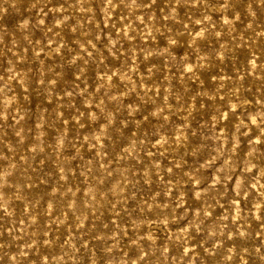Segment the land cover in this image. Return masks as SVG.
Instances as JSON below:
<instances>
[{
    "label": "rangeland",
    "instance_id": "374dc122",
    "mask_svg": "<svg viewBox=\"0 0 264 264\" xmlns=\"http://www.w3.org/2000/svg\"><path fill=\"white\" fill-rule=\"evenodd\" d=\"M225 4L0 0V264H264V4Z\"/></svg>",
    "mask_w": 264,
    "mask_h": 264
},
{
    "label": "clouds",
    "instance_id": "9594fccd",
    "mask_svg": "<svg viewBox=\"0 0 264 264\" xmlns=\"http://www.w3.org/2000/svg\"><path fill=\"white\" fill-rule=\"evenodd\" d=\"M133 2H135V0H133ZM259 2H260L261 4H264V0H259ZM109 3H111V0H109ZM226 5H227V0H226V4H225V6H226ZM252 15L255 16V13H252ZM238 18H239V17L237 16V19H238ZM65 19H67V17H65ZM24 23H25V25H27V21H25ZM40 23H43V20H41ZM57 23H58V24H59V23H62V21H58ZM197 23H199V21H197ZM225 23H229V21L225 20ZM203 34H204V33H203V30H202L201 32L197 33L198 36H203ZM217 35H220V33H217ZM173 42H174V41H173ZM57 51H59V49H57ZM189 70H190V69H189ZM109 79H111V78L109 77ZM235 107H236V106L233 105V108H235ZM93 118H95V117H93ZM254 122H255V121H254ZM240 235H241V236H244L245 233H244V232H241ZM257 252L259 253V249H257ZM13 259H15V257H13ZM260 259L264 260V254H261V255H260Z\"/></svg>",
    "mask_w": 264,
    "mask_h": 264
}]
</instances>
